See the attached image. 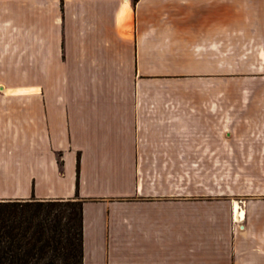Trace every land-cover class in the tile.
<instances>
[{"label":"crops","instance_id":"1","mask_svg":"<svg viewBox=\"0 0 264 264\" xmlns=\"http://www.w3.org/2000/svg\"><path fill=\"white\" fill-rule=\"evenodd\" d=\"M228 41L264 0H0V202L83 201V264H264V129L157 96Z\"/></svg>","mask_w":264,"mask_h":264},{"label":"trees","instance_id":"2","mask_svg":"<svg viewBox=\"0 0 264 264\" xmlns=\"http://www.w3.org/2000/svg\"><path fill=\"white\" fill-rule=\"evenodd\" d=\"M0 264H83V201H1Z\"/></svg>","mask_w":264,"mask_h":264},{"label":"rangeland","instance_id":"3","mask_svg":"<svg viewBox=\"0 0 264 264\" xmlns=\"http://www.w3.org/2000/svg\"><path fill=\"white\" fill-rule=\"evenodd\" d=\"M216 57L211 58V65L206 66L211 73L201 75L200 81L196 82L194 88L188 86L173 85V89L163 90L168 97H195L212 98L223 101L226 109L228 131L232 137L229 141L234 144L236 130L241 128L244 120L251 124L256 123L255 129H264V42L260 41H228L226 49L213 51ZM199 80V77H197ZM210 83V85H207ZM219 107V106H218ZM248 123V124H249ZM239 126V127H238ZM256 173L257 176L252 180H263L258 173L264 176V171H244V173ZM229 184H232L234 170H229ZM251 176V175H250ZM252 177V176H251ZM238 200V196L222 197L220 205ZM237 203V202H236ZM239 204V203H238ZM219 205V206H220ZM243 203H240L242 206ZM223 208V207H221Z\"/></svg>","mask_w":264,"mask_h":264},{"label":"bare ground","instance_id":"4","mask_svg":"<svg viewBox=\"0 0 264 264\" xmlns=\"http://www.w3.org/2000/svg\"><path fill=\"white\" fill-rule=\"evenodd\" d=\"M234 208H235V212L237 213L238 209H239L238 205H236ZM240 217L243 219V217H244V213L243 212L240 214ZM238 220L239 219L237 218V222H239Z\"/></svg>","mask_w":264,"mask_h":264}]
</instances>
